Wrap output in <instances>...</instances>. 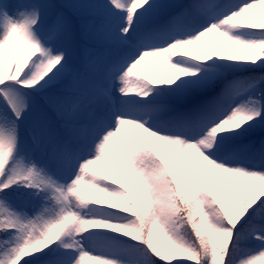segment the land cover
Here are the masks:
<instances>
[{
	"label": "snow or ice",
	"instance_id": "1",
	"mask_svg": "<svg viewBox=\"0 0 264 264\" xmlns=\"http://www.w3.org/2000/svg\"><path fill=\"white\" fill-rule=\"evenodd\" d=\"M0 237V264H264V0H0Z\"/></svg>",
	"mask_w": 264,
	"mask_h": 264
},
{
	"label": "rangeland",
	"instance_id": "2",
	"mask_svg": "<svg viewBox=\"0 0 264 264\" xmlns=\"http://www.w3.org/2000/svg\"><path fill=\"white\" fill-rule=\"evenodd\" d=\"M60 1V0H59ZM9 3H16L17 0H8ZM257 11L261 14L262 10L260 9L259 6H257L256 9H254V12ZM214 33L213 34H209L208 36H206L204 38V42L205 43H209L212 41V37H213ZM188 49H192L194 51L196 50H200L198 48V46H187ZM21 51L23 49H20ZM160 67H156V68H153L151 66L149 67H144V66H138V71L141 72V74L145 75V76H149V77H154L155 74L157 73L156 71H158ZM139 132V130H137ZM140 135L144 136V138H147L145 136V134L143 133H140ZM110 145L117 151L118 153V149L121 151V147H120V144H119V138H113L112 141H110ZM94 166H98L100 170L104 171L105 172V175H107L108 177L110 176H114V172L112 171V169L108 166V164H106L105 162L103 161H98L96 162L95 164L93 165H90V168L94 167ZM82 192L84 195H89L90 197H92L93 199H108L107 197L103 196V194L101 193H98L96 192L94 189H91V188H87V187H84L82 188ZM87 264H94L93 261H88Z\"/></svg>",
	"mask_w": 264,
	"mask_h": 264
},
{
	"label": "trees",
	"instance_id": "3",
	"mask_svg": "<svg viewBox=\"0 0 264 264\" xmlns=\"http://www.w3.org/2000/svg\"><path fill=\"white\" fill-rule=\"evenodd\" d=\"M186 2H187V1H186ZM255 14L260 15V13L257 12V11H255ZM215 39H216V36H215V34H214L213 37H212V41L209 42V43H206V44H207L209 47H214V45H215ZM204 41H205V40H204ZM182 51H187V52L190 53L192 56H195V55L200 54V50H196V51H194V50H192V49H188L187 47H185L184 49H182ZM29 53H30V50H29V49H23L22 51H21V50H18L17 55H18L19 59L22 61L24 58H26V57L29 55ZM161 69H163V68L160 67V68L158 69V71H156L157 73L155 74V76L159 74V71H160ZM141 75H143V74H141ZM143 76H145V75H143ZM155 76H154V77H155ZM148 77H149V76H148ZM149 78H151V77H149ZM141 136H142V135H141ZM142 138H144V136H142ZM120 152H121V151L118 149V153H120ZM92 169H93L94 171L98 172V173H99L100 175H102V176H107V175H105V172H104V171H102V170L99 169L98 166H94V167H92ZM107 177H108V176H107ZM109 179H110V180H118L119 178H118L116 175H114V176H110ZM85 196H87V197L89 198V200H95V199H93L92 197H90V196L87 195V194H86ZM0 239H2V237H0ZM181 258H183V257H176V259H181ZM185 259H186V258H185ZM188 264H193V262H188Z\"/></svg>",
	"mask_w": 264,
	"mask_h": 264
}]
</instances>
